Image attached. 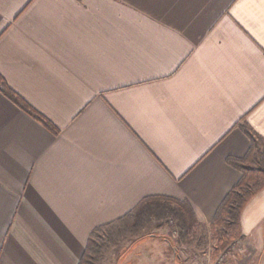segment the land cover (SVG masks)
Here are the masks:
<instances>
[{
    "label": "crops",
    "instance_id": "0c3cea01",
    "mask_svg": "<svg viewBox=\"0 0 264 264\" xmlns=\"http://www.w3.org/2000/svg\"><path fill=\"white\" fill-rule=\"evenodd\" d=\"M0 75L50 123L0 91V264H78L148 196L211 223L264 138V0H0ZM239 225L264 252V188Z\"/></svg>",
    "mask_w": 264,
    "mask_h": 264
},
{
    "label": "trees",
    "instance_id": "16d2710c",
    "mask_svg": "<svg viewBox=\"0 0 264 264\" xmlns=\"http://www.w3.org/2000/svg\"><path fill=\"white\" fill-rule=\"evenodd\" d=\"M0 91L23 111L50 126L49 121L8 87L1 75ZM243 129L249 136L251 146L243 158H231L228 161L240 171L241 177L222 201L211 221L212 226H225L229 229L217 237L215 253L225 252L236 237L240 238L241 212L252 197L264 188V150L261 143L264 138L249 132L246 127ZM153 218L166 219L168 222L170 220V229L177 231L181 240L193 242V238L189 236V228L193 222L198 221L191 206L186 201L171 197L148 196L125 215L94 228L89 234L85 251L78 264H102L111 249L120 242L137 238L146 230Z\"/></svg>",
    "mask_w": 264,
    "mask_h": 264
},
{
    "label": "rangeland",
    "instance_id": "374dc122",
    "mask_svg": "<svg viewBox=\"0 0 264 264\" xmlns=\"http://www.w3.org/2000/svg\"><path fill=\"white\" fill-rule=\"evenodd\" d=\"M262 149L264 150V141ZM264 153V151H263ZM255 165V163H253ZM252 164V165H253ZM166 219H151L146 230L137 238H148L156 236L157 239L149 243H143L136 247L137 251H142L143 257L132 253L126 257V264H264V252H256L253 255L252 244L244 243L236 237L225 252L215 253L217 237L229 230L225 226H212L193 222L189 228V236L193 242L188 243L180 239L179 233L170 229ZM234 232L235 231H231ZM129 239L120 242L111 249L104 258L102 264H116L126 252ZM134 245V244H133ZM114 253V254H113ZM112 255V256H111Z\"/></svg>",
    "mask_w": 264,
    "mask_h": 264
}]
</instances>
